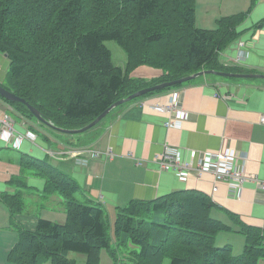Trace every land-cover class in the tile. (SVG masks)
<instances>
[{"label":"trees","instance_id":"obj_1","mask_svg":"<svg viewBox=\"0 0 264 264\" xmlns=\"http://www.w3.org/2000/svg\"><path fill=\"white\" fill-rule=\"evenodd\" d=\"M195 5L196 0H0V53L8 61L2 86L55 126L77 129L144 87L203 69L239 72L223 66L219 55L238 37L247 12L220 17L214 29H202L195 24ZM107 40L125 51L123 66L112 62ZM140 66L160 70V77L133 76ZM0 98L9 110L34 117L26 104ZM22 168L45 180L44 192L63 198L66 219L59 223L40 217L34 230L17 227L7 264L47 259L74 264L71 251L83 253L85 264H100L102 248L117 260L116 250L129 245L122 264H162L165 258L169 264H257L264 259V234L256 227L241 225L245 244L239 255L230 245H216V235L231 228L212 216L215 203L203 192L132 199L117 207L111 224L102 204L80 200L77 182L47 158H28ZM11 182L26 186L23 178ZM0 201L11 216L24 210L20 189L2 193Z\"/></svg>","mask_w":264,"mask_h":264},{"label":"crops","instance_id":"obj_2","mask_svg":"<svg viewBox=\"0 0 264 264\" xmlns=\"http://www.w3.org/2000/svg\"><path fill=\"white\" fill-rule=\"evenodd\" d=\"M199 1H207L204 6L216 10L210 23L203 26L195 11V22L200 27H214L221 15L247 12L237 27L238 37L220 52L219 61L225 67L240 70L225 72L264 75V22L256 28L264 19V0H254L251 4L249 0ZM7 67V58L0 53L1 83ZM160 74V70L148 66H140L132 73L148 81ZM172 92H177V106L185 114L180 128L164 125L166 120L176 117L174 111L153 108L168 103ZM7 111L10 110L4 102L0 113ZM13 117V135L8 140L0 136V195L20 189L24 210L11 216L8 207L0 201V264L7 262V253L18 240L17 227L34 230L40 217L59 223L66 219L63 198L56 192H44L45 180L22 168L28 158H47L68 174L82 189L78 198H90L102 204L111 224L117 207L132 199L149 200L173 191L196 190L215 203L212 216L231 228L216 235L218 246L230 245L235 255L241 254L245 244V237L239 232L241 225L256 227L264 234V191L255 182H245L237 195L226 181L216 182L211 173L201 177L190 175L184 181L173 171L159 168L154 160L165 146L179 148L183 158L188 157L190 150L197 153L232 150L246 175L264 179V77L203 74L124 103L93 131L77 138L54 136L44 125L35 124L22 114ZM27 131L36 138L18 140ZM81 148L111 149L113 156L91 159L71 154ZM138 160L142 161L141 165L136 164ZM13 177L23 178L26 186L11 182ZM214 185L217 190L212 192ZM37 200L45 202L40 204ZM257 264H264V259H259Z\"/></svg>","mask_w":264,"mask_h":264},{"label":"built area","instance_id":"obj_3","mask_svg":"<svg viewBox=\"0 0 264 264\" xmlns=\"http://www.w3.org/2000/svg\"><path fill=\"white\" fill-rule=\"evenodd\" d=\"M241 44V43H240ZM169 102L165 105H155L153 108L166 111L175 112L176 117L168 119L164 122V125L168 128H180L183 120L185 119L184 112L177 106V92H172L169 95ZM14 132L13 122L9 114L0 113V136L5 139H9ZM23 138H29L34 140L36 135L27 131L24 136H20L18 140ZM187 158H183L179 148L174 146H165L162 152L157 155L154 160L158 163L159 168L163 170L173 171L175 175L181 179L186 180L190 175L201 177L205 173H211L214 176V180L226 181L230 188L234 189L239 194L238 189L245 182L253 181L257 186L264 191V179H258L251 175H246L243 168L236 162V155L232 150L224 151H205L197 153L194 150H190ZM71 154L75 156H83L86 158L96 159H108L113 156L111 149L105 151L81 148L72 151ZM137 165H141L142 161L138 160ZM217 190V186L212 187V192Z\"/></svg>","mask_w":264,"mask_h":264},{"label":"rangeland","instance_id":"obj_4","mask_svg":"<svg viewBox=\"0 0 264 264\" xmlns=\"http://www.w3.org/2000/svg\"><path fill=\"white\" fill-rule=\"evenodd\" d=\"M197 1L199 3L198 4L199 6L195 5V9H196L195 11H196V15L198 17L199 24L203 26V24H205V23H210L211 18L214 17V15L216 14V10L215 9L214 10H209L207 7H205L204 5L207 4V1H201V2L199 0H197ZM253 1L254 0H249L250 4ZM207 13H209V15H210L209 17L206 16ZM219 13L222 14V11H219ZM222 16L223 15H221V17ZM219 18H220V16L216 20H218ZM195 24H196V26L198 28H202V29H213L215 26H217V22H216V25L214 27H200V26H198V24L196 22H195ZM105 45L107 46V48L111 52V58H112V62L114 63V65L123 66L125 64V62H126V53H125V51L114 40L105 41ZM141 97H138V98H141ZM3 106H4V102L0 98V111H2ZM9 113H10V115L12 117L14 115H16V113L11 111V110L9 111ZM31 119H32V121H34L35 124H39L40 126L44 125L42 122L38 121L35 117H31ZM99 125L100 124L94 125L91 128H89V129H87V130H85L83 132L75 133V134L60 132L58 130L52 129L50 127H47L45 125L42 126V127L47 129L48 131H50L51 134H53L54 136H60L61 138H63V137L77 138V137L85 136L86 134H88L91 131H93L96 126H99ZM13 127H14V125H13ZM36 131L38 133H40V134H43L41 131H39L37 129H36ZM39 202L41 204V203H44L45 201L44 200H40V201L37 200V203H39ZM114 216H115V214H114ZM114 216H113V218H114ZM110 233H111L112 238H114L113 227L110 230ZM215 243H216V241H215ZM216 244L217 245L219 244L218 240H217ZM129 247H130V245L127 246V247L119 248L118 250H116L117 260L112 256L111 251L109 249L102 248L100 250V264H122L123 262L127 261L126 260L127 255L125 253L127 252ZM68 257L75 260L74 264H85V255L83 253L71 251V252H69ZM169 262H170V260L168 258H165L162 264H169ZM3 264H7V262L3 263ZM39 264H52V263H51L50 260L47 259L45 262H42V263L40 262Z\"/></svg>","mask_w":264,"mask_h":264},{"label":"water","instance_id":"obj_5","mask_svg":"<svg viewBox=\"0 0 264 264\" xmlns=\"http://www.w3.org/2000/svg\"><path fill=\"white\" fill-rule=\"evenodd\" d=\"M208 73H212V74H216V75H220V76H229V77H249V76H260V77H264V75H251V74H241V73H230V72H225V71H217V70H212V69H207V70H201L198 72H195L193 74L181 77L179 79L176 80H172V81H166V82H161L149 87H144L142 89L137 90L134 93L129 94L128 96L121 98L117 101H115L114 103H112L107 109H105L100 115H98L95 119H93L90 123H88L87 125L77 128V129H63V128H59L57 126H55L53 123H51L50 121L44 119L42 117V115L40 114V112L32 105L28 104L24 99L18 97L17 95H15L14 93L10 92L9 90L5 89L2 86V83L0 81V96H2L3 98L10 100V101H20L21 103L26 104V106L28 107V109L31 111V113L33 114V116L40 122H42L44 125L58 130L60 132H65V133H70V134H75V133H80L83 132L89 128H91L92 126L96 125L99 121H101L112 109L116 108L117 106L124 104L126 102H129L133 99H136L138 97H141L143 95H146L148 92H152L155 90H160L166 87H170L176 84H181L184 82H187L191 79H194L200 75L203 74H208Z\"/></svg>","mask_w":264,"mask_h":264}]
</instances>
